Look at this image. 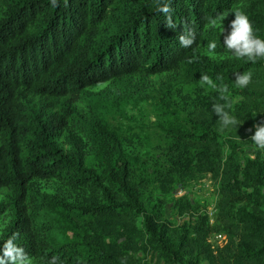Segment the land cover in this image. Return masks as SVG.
I'll return each mask as SVG.
<instances>
[{
	"label": "trees",
	"instance_id": "trees-1",
	"mask_svg": "<svg viewBox=\"0 0 264 264\" xmlns=\"http://www.w3.org/2000/svg\"><path fill=\"white\" fill-rule=\"evenodd\" d=\"M175 30L153 0H0V236L37 264H137L150 250L155 264H264V150L240 153L232 137H248L264 122V59H236L224 47L234 12H244L264 39V0H168ZM229 15L215 28L211 18ZM196 33L190 49L178 35ZM224 31L222 32V30ZM215 41L214 58L207 52ZM251 71L240 89L234 73ZM202 75L228 87L229 138L212 112L218 91L191 102L199 113L190 127L176 111L174 85L200 84ZM158 77V78H155ZM108 83L99 91L88 88ZM144 100L164 114L161 160L137 166L110 116ZM249 129H252L250 132ZM210 174L217 185L214 222L190 199L173 208L183 221L164 217L166 192ZM60 189L40 191L35 180ZM220 232L217 252L209 235ZM2 256V252H0Z\"/></svg>",
	"mask_w": 264,
	"mask_h": 264
},
{
	"label": "rangeland",
	"instance_id": "rangeland-1",
	"mask_svg": "<svg viewBox=\"0 0 264 264\" xmlns=\"http://www.w3.org/2000/svg\"><path fill=\"white\" fill-rule=\"evenodd\" d=\"M158 78V77H155ZM108 83L98 84L94 87L88 88L92 92L99 91L107 86ZM175 88L176 96L174 98V104L176 111L179 113L183 123L190 127V121L199 113L198 110L191 107V102L194 99L202 98L207 93L213 90L208 89L205 85L201 87L200 84H177L173 86ZM164 111L160 103L154 100H144L137 104H129L125 107V110L117 113L115 112L110 116V122L113 129L121 133L122 139L125 142L126 148L129 150L128 155L136 162L137 166L149 167L154 160H161L163 145L165 144L164 134L160 131V123L162 122V116ZM217 126L221 131V134L229 138L230 128L221 129L220 121ZM251 136V135H250ZM250 136L248 137H232L238 142L240 153L254 155V151L257 149ZM231 138V137H230ZM229 138V139H230ZM40 191L54 193L60 189L59 183L54 180H35L33 182ZM153 194L156 197L163 198L165 202L164 217L173 226H178L182 223L183 217L176 214L173 208V201L180 197L190 199L194 205L198 208L199 212L206 213L210 224L214 222L215 206L217 200V185L213 181L210 174H200L191 179L186 185H178L172 192L166 193L157 188L155 184L152 187ZM3 194L0 193V200L3 199ZM10 221V214L6 213L0 219V236L3 229ZM208 242L211 245L214 253H217L226 243V237L217 231L212 232L208 237ZM137 264H155L156 257L149 250L142 249L138 252ZM33 264H37V260L32 258ZM201 264H217L215 261L209 262L208 260H202Z\"/></svg>",
	"mask_w": 264,
	"mask_h": 264
},
{
	"label": "clouds",
	"instance_id": "clouds-1",
	"mask_svg": "<svg viewBox=\"0 0 264 264\" xmlns=\"http://www.w3.org/2000/svg\"><path fill=\"white\" fill-rule=\"evenodd\" d=\"M52 7H57V0H51ZM153 5L160 14L165 17V27L171 30L177 28V24L173 21L171 16L172 8L168 0H153ZM234 14V19L229 23V31L224 36L223 45L232 54V56L238 60L244 59L251 63H256L258 59H264V39H260L255 35L253 26L248 16L240 11L236 10L231 12ZM229 12L221 13L218 18H211L209 24L215 28L217 27L227 16ZM224 29L222 30V32ZM178 41L181 48L190 49L196 43V33L192 28L183 30L178 35ZM217 44L215 41H211L207 45L206 54L210 58H214L216 55ZM235 85L244 89L252 81L251 71L244 73H234ZM201 87L207 86L208 89L218 91L220 93L219 100L224 103H214L212 105V112L219 117L221 129L228 128L229 126H238L239 122L235 117L231 116L226 109H231L230 97L228 95V87L226 85L219 86L208 75H202L200 77ZM255 131L249 139L253 142V145L260 150H264V122L253 125ZM251 132L252 129H249ZM18 233L13 234L7 241L3 243L0 252V264H33L32 259L24 251L22 247L15 244L14 240L18 237ZM46 264H61L58 256H52L51 259L46 261ZM123 264V262H122Z\"/></svg>",
	"mask_w": 264,
	"mask_h": 264
}]
</instances>
